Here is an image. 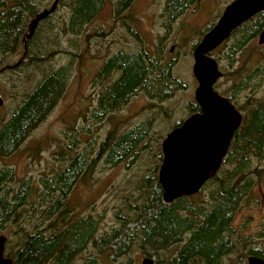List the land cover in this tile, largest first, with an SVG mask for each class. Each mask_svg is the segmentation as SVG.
<instances>
[{"label": "rangeland", "instance_id": "obj_1", "mask_svg": "<svg viewBox=\"0 0 264 264\" xmlns=\"http://www.w3.org/2000/svg\"><path fill=\"white\" fill-rule=\"evenodd\" d=\"M230 1L203 0L196 10H190L189 7L179 19L169 22L167 18L165 21L161 17L166 14L167 0H148V14L152 16L148 20V51L153 56H159L163 62L169 60L173 62V76L178 84L172 89L169 82L167 85L165 81L150 83L155 88L149 87V89L155 93L148 92L151 94L147 99L138 98L136 102L132 101L130 105L114 113L103 123L98 121L91 109L86 113V108H93L95 103L93 95H96L98 90L101 57L104 52H107L109 44L113 45L115 32L118 31L108 18L111 17L109 16L111 6L107 4L102 12H99L87 24L83 23L82 27L73 25L74 31H72L69 24V18L73 12L71 0L60 3L54 15L49 17L50 20H46L51 27L44 25L45 22L42 23L38 36L30 40L32 43L29 42L33 47V49L29 48V53L35 56L31 66L27 65L29 59L23 55L27 29L17 49L7 53L8 56L3 64L4 68L12 65L15 68H6V71L0 75V94L5 99L0 109V121L5 122L11 116L17 103V99L11 97L13 93H16L15 89L18 91L32 89L42 76L44 77V69H57L67 65L70 74L66 77L64 89L50 112L38 122L12 154L0 156V166L8 165L15 171L14 180L7 181L5 188L3 187L4 189L0 191V201H3V198L10 200L22 182L28 181L23 192L25 198L27 196L26 205L19 209L16 220H10V223L0 228V233L8 235L10 246L21 243L25 234L35 230V227L47 226L49 223V220L43 217L44 210L48 207L46 196L41 194L44 192L42 182L44 177L47 178L61 171L77 153H85L84 149L88 150L90 146L93 147V153L89 154L94 158L109 137H114L116 140L121 136L120 131L139 120H144L147 121L145 124H148L147 134L142 127L143 132L137 139L138 143L128 149V156L122 157L113 166L107 163L108 154L102 152L90 171L81 175L73 186L67 198L69 204L64 207L68 211L67 216L71 214L70 210H74L75 213L80 211V216L92 214L98 220V228L94 236L98 243L102 236L111 234L115 228H124V230L128 228L129 231H133L138 227L140 219H135V209L132 210L131 207L143 206L147 201L150 184L154 180L158 181L164 138L180 122L190 116L194 103H197L195 90L198 82L193 74L195 43L201 39L202 31L217 21L220 12ZM47 2L49 7L53 0H47ZM104 24L105 30L110 34L105 39L109 42L108 46L102 48L103 38L100 31ZM238 36L239 34L231 36L224 45L213 52L224 73L218 81L217 90L222 94L228 93L224 94L226 96L232 95L231 88H235L239 78L238 70L244 68L242 75L245 76L253 68V61L257 60L262 72L252 80L250 85L254 84L256 79H260L254 95L256 98H262L264 95V45L257 43V35L238 47L232 59H229L226 52L236 43ZM21 61L23 62L18 67L16 64ZM255 64L256 62L254 66ZM144 84L146 79L140 86ZM248 95L252 96L251 87L243 89L234 96L235 104L239 109L245 108L244 102ZM134 113L136 116H130ZM113 124L118 125L119 129H115L116 132L108 136ZM8 189L12 192L7 194ZM256 192L259 201L246 206L237 214L235 220L236 226L244 228L246 233L251 234H254L264 222V182ZM55 196L57 197L58 194L52 191L51 197ZM3 211L5 212V209ZM15 214H12L10 219L15 218ZM59 214L55 213L51 217L55 229L57 225L59 227L57 218ZM60 229L62 228L59 227L58 230ZM123 238L124 236H121L113 240L102 250H99L100 244L95 246L93 242L89 243L87 248L77 255L73 264H82L90 255L94 257V264H121L128 260L130 264H141L146 256L156 261V256L148 255V252L143 249L145 246L141 247L137 243L132 245L127 254L119 257L113 255L112 250L118 247Z\"/></svg>", "mask_w": 264, "mask_h": 264}, {"label": "trees", "instance_id": "obj_2", "mask_svg": "<svg viewBox=\"0 0 264 264\" xmlns=\"http://www.w3.org/2000/svg\"><path fill=\"white\" fill-rule=\"evenodd\" d=\"M8 1L0 0V75L9 68L4 69L3 66L8 52L19 46L27 31L29 20L49 5L47 0ZM63 1L66 0H60L59 4ZM192 1L167 0L166 14H177L187 9ZM70 4L73 8V18L69 24L74 31L73 25L82 27L83 23L87 24L97 15L102 0H71ZM44 22V25L51 27V24ZM213 24L208 25L206 30ZM40 27L26 39L24 55L29 59L28 66H31L35 59V56L29 53V48L32 47L29 42L38 36ZM263 27L264 11H261L235 29L231 36H239L236 43L226 52L228 58L232 59L236 49L255 38ZM165 63L160 61L159 56L148 54V92L155 93L149 89L155 88L150 84L154 81H165L166 85L169 82L172 89L177 85V80L172 75L171 63ZM130 64H125L124 79L118 89L121 99L128 89L139 87L146 79L147 67L138 56L131 58ZM67 67L65 65L57 69L46 68L44 77L42 76L32 89H15L16 93L11 97L17 99V103L11 116L5 122L0 121V156L12 154L38 122L50 112L66 84ZM11 68L15 67L9 69ZM243 72L244 68L238 70L236 86L231 88L232 95L227 97L235 104L234 96L250 87L252 96L248 95L244 102L245 108H240L244 110L242 122L234 133L221 168L198 193L165 203L162 187L154 180L150 184L151 189L148 190L147 201L143 206L131 207L132 210L135 209V219H140L138 227L133 231L128 228H115L111 234L102 236L98 243L94 239L98 220L92 214L80 216V211L75 213L74 210H70L71 214L67 216L68 211L64 207L69 204L67 198L73 186L81 175L90 171L99 155L102 152L108 154L109 164L119 162L122 157L128 155V149L136 144L143 128L138 127L116 140L109 137L94 158L89 154L93 153V147L90 146V149H84L85 153H77L68 165L56 172L52 180L48 177L42 179L48 190V194L42 193L48 201L43 217L49 220L53 213H60L57 218L62 229L58 230L57 225L53 235L48 231L43 234L37 229L25 234L19 245L21 248L15 253V264H73L77 255L86 249L89 243L93 242L95 246L100 244L99 250H102L121 236L124 238L118 247L112 250L113 255L123 256L137 243L141 247L145 246L143 249L148 255L156 256L157 264H248L247 258L250 255L264 259V222L254 234L246 233L244 228L235 225L237 214L249 204L259 201L256 190L260 189L264 182V95L262 98H256L254 95L260 79L250 85L252 80L261 75L262 68L260 63L254 60L253 68L245 76L242 75ZM139 88L144 89L145 84ZM224 94L228 93L223 92ZM235 106L239 109L236 104ZM199 109V105L194 103L191 114ZM181 124L182 122L177 126ZM14 178L15 171L11 166H0V191L5 188L7 181L11 182ZM27 184L28 181L22 182L10 200L3 198L4 221L10 223V220H16L18 211L26 205L27 196L25 198L23 192ZM52 191L58 196L52 198ZM11 192L10 189L6 191L7 194ZM12 214H15V218L10 219ZM94 263V257L90 255L82 264ZM121 264H130V260Z\"/></svg>", "mask_w": 264, "mask_h": 264}, {"label": "water", "instance_id": "obj_3", "mask_svg": "<svg viewBox=\"0 0 264 264\" xmlns=\"http://www.w3.org/2000/svg\"><path fill=\"white\" fill-rule=\"evenodd\" d=\"M60 0L39 11L30 21L26 39L35 27L54 13ZM264 11V0H232L215 25L202 37L193 50V74L198 81L195 100L201 111L191 114L180 126L171 130L162 142L163 159L158 172L165 203L198 193L216 175L229 150L235 131L242 122V112L215 88L223 73L210 53L230 37L244 22ZM264 44V28L258 36ZM5 99L0 94V108ZM6 236L0 234V264H13L4 256ZM141 264H155L144 257ZM248 264H264L262 257L250 255Z\"/></svg>", "mask_w": 264, "mask_h": 264}, {"label": "flooded vegetation", "instance_id": "obj_4", "mask_svg": "<svg viewBox=\"0 0 264 264\" xmlns=\"http://www.w3.org/2000/svg\"><path fill=\"white\" fill-rule=\"evenodd\" d=\"M202 2L203 0H193L191 3L188 4L190 7V10H196L198 7H200ZM107 4L111 6L109 10L110 11L109 16L111 17H108V18L114 23V27H116L118 31L115 32L116 37L112 45V43L109 44V42L105 41V39L107 38V35H109L110 32L108 33L105 30V24L102 26V30L100 31V34L102 35V38H103L102 48H104L105 46H108V44H109V47L107 48V52H104L103 56L101 57L100 70L98 73L99 79L97 82L98 90L96 91V95H93V102L95 103L93 104V108H89V107L86 108L87 109L86 113H88V110L91 109V112L94 113L93 115L96 116L98 118V121H100L101 123H103L110 116L114 115V113H117L123 110L126 106L130 105L132 101L136 102L138 98L147 99L148 95L151 94V93L148 94V54L151 53L148 51V20H150L152 16L148 14V0H102L101 8L99 9L98 13L102 12L106 8ZM139 4H142V6H138ZM187 9H183L177 14H164L163 13L164 15H162L161 17L164 18L165 21L167 18V21L174 22L177 19H179L187 11ZM224 9L225 7L220 12L218 19L221 17ZM148 15L150 16L149 19H148ZM51 16L52 15H49L48 17L40 21V23L36 26V28H38L42 22L46 21ZM72 18L73 16H70L69 19L71 20ZM215 23L216 22H214V24ZM28 28H29V25H28ZM210 29L203 30L202 36L200 38L202 39V37ZM26 34H25V37H26ZM117 36H118V40H117ZM25 37H24V46L26 45ZM199 40H197V43H199ZM172 49H173V46L171 47L170 50L172 51ZM213 52L214 51H212L210 55H213ZM24 53L25 51L23 52V55ZM135 56H138L140 60L143 62V64L147 67V72H146L147 78H146V84L144 88L145 90L140 89V88L136 89L137 87L130 88L125 92L123 99H121V97L118 95L119 93L118 89L120 88V84L122 83L124 79V74L126 70L125 64H130L131 58ZM160 61L166 64L161 59ZM22 62L23 61L18 62L16 65L20 66ZM166 62H170L171 65L173 66V62L171 60L166 61ZM69 74L70 72L67 70V76H69ZM172 75H173V71H172ZM218 81L214 86L216 90H217ZM200 111H201V108L197 112H200ZM130 116L134 117L136 116V114L134 113L133 115H130ZM146 122L147 121L139 120L138 122H135L132 126L122 131L119 130L120 131L119 134L121 136H124L132 132L138 127H143L145 130V134H147L148 124H145ZM118 127H119L118 125L113 124L111 127L112 130H109L108 132L109 134L108 136H112L116 132L115 129H119ZM137 143L138 141L136 142V144ZM136 144L134 146H136ZM115 164L116 163H114L113 166ZM54 176L55 174L50 175L48 178L52 180ZM43 179H45V177ZM47 192L48 190L46 189V186L44 185L43 193L46 194ZM51 193L52 192H50V194ZM3 209H4V204L2 201V203L0 204V216L2 218V223H0V228H3L8 223L7 221H4L3 219V215H4ZM36 229L42 231L43 234H45L48 231L50 235L55 234V231H56L55 224L54 222H52L51 217L49 218V223L47 226L42 225L39 228L35 227V230ZM3 235L6 236L4 256L6 258L11 259L13 264H15V261H16L15 253L19 249L20 243L14 246H10L9 244L10 239L8 238V235L6 234H3Z\"/></svg>", "mask_w": 264, "mask_h": 264}, {"label": "bare ground", "instance_id": "obj_5", "mask_svg": "<svg viewBox=\"0 0 264 264\" xmlns=\"http://www.w3.org/2000/svg\"><path fill=\"white\" fill-rule=\"evenodd\" d=\"M43 4V3H42ZM35 29H36V27H35ZM35 29H34V31H35ZM34 33V32H33ZM72 63V62H71ZM70 65V64H69ZM5 69V68H4ZM67 70H68V67H67ZM66 82H67V79H66ZM129 154V153H128ZM126 156H128V155H126ZM247 261H248V258H247Z\"/></svg>", "mask_w": 264, "mask_h": 264}]
</instances>
